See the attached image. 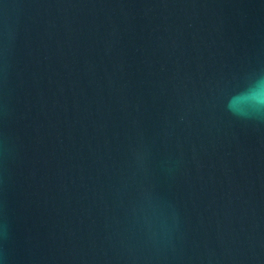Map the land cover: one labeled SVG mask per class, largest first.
Wrapping results in <instances>:
<instances>
[{
  "label": "water",
  "instance_id": "1",
  "mask_svg": "<svg viewBox=\"0 0 264 264\" xmlns=\"http://www.w3.org/2000/svg\"><path fill=\"white\" fill-rule=\"evenodd\" d=\"M0 264H264V0H0Z\"/></svg>",
  "mask_w": 264,
  "mask_h": 264
}]
</instances>
